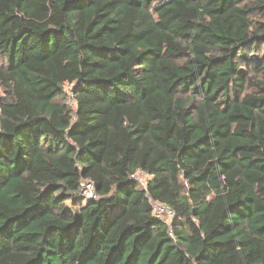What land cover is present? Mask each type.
<instances>
[{
  "label": "trees",
  "instance_id": "trees-1",
  "mask_svg": "<svg viewBox=\"0 0 264 264\" xmlns=\"http://www.w3.org/2000/svg\"><path fill=\"white\" fill-rule=\"evenodd\" d=\"M263 52L264 0H0V264H264Z\"/></svg>",
  "mask_w": 264,
  "mask_h": 264
},
{
  "label": "built area",
  "instance_id": "built-area-1",
  "mask_svg": "<svg viewBox=\"0 0 264 264\" xmlns=\"http://www.w3.org/2000/svg\"><path fill=\"white\" fill-rule=\"evenodd\" d=\"M142 175H145V174L144 173H138L136 176H133V178L137 179L138 181H140L142 183V181L140 180V177ZM84 194L86 196H89V197H96L92 184L88 183L85 186ZM153 207H154V212H155L156 216L163 219L165 222L170 224L171 221L174 219V216H175L174 212L171 211L170 209H168L164 204L153 203Z\"/></svg>",
  "mask_w": 264,
  "mask_h": 264
},
{
  "label": "rangeland",
  "instance_id": "rangeland-1",
  "mask_svg": "<svg viewBox=\"0 0 264 264\" xmlns=\"http://www.w3.org/2000/svg\"><path fill=\"white\" fill-rule=\"evenodd\" d=\"M263 53H264V52H263ZM67 92H68V95H69V97H70V98L68 99L67 104L69 105L70 108L75 109V103L73 102V99H72L71 96H70L69 88L67 89ZM6 97H7L6 92L3 90L2 87H0V102H1L2 100L6 99ZM140 180L142 181V184H145V182L147 181V176H146V175H142V176L140 177Z\"/></svg>",
  "mask_w": 264,
  "mask_h": 264
}]
</instances>
